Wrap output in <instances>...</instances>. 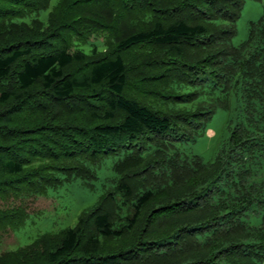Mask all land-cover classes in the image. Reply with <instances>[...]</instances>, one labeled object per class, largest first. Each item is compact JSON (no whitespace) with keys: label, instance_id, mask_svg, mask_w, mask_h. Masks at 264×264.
<instances>
[{"label":"trees","instance_id":"1","mask_svg":"<svg viewBox=\"0 0 264 264\" xmlns=\"http://www.w3.org/2000/svg\"><path fill=\"white\" fill-rule=\"evenodd\" d=\"M244 1L0 0V199L122 154L74 226L0 264L264 263V11L234 45ZM234 105L213 160L180 152Z\"/></svg>","mask_w":264,"mask_h":264},{"label":"rangeland","instance_id":"2","mask_svg":"<svg viewBox=\"0 0 264 264\" xmlns=\"http://www.w3.org/2000/svg\"><path fill=\"white\" fill-rule=\"evenodd\" d=\"M263 11L264 0L244 1L236 23L237 32L231 40L234 45L246 38L248 22L258 19ZM46 13V10L40 11L42 16ZM105 50L102 48L101 51L104 53ZM235 115L236 105L232 106L230 111L216 109L205 133L196 137L195 141L177 144L178 149L188 157L197 155L204 161L213 160L228 135L227 122ZM120 157L122 154L109 155L100 165L95 166L96 178L73 172L67 175L60 173L55 184H43L41 195L28 191L31 182L19 180V183L26 185L25 189H19L18 195L13 193L6 199H0L1 210L20 211L13 216L12 226L0 231V252L28 245L44 234L56 235L66 227L74 226L82 213L96 206L104 195L115 187L116 173L113 164ZM90 168L92 169V166ZM16 181H13V185L18 188L20 184Z\"/></svg>","mask_w":264,"mask_h":264}]
</instances>
